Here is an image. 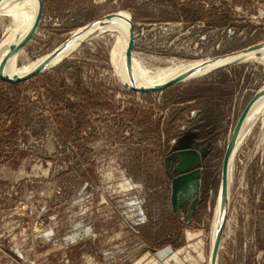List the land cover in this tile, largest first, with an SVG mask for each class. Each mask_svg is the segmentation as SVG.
Listing matches in <instances>:
<instances>
[{
	"label": "rangeland",
	"instance_id": "374dc122",
	"mask_svg": "<svg viewBox=\"0 0 264 264\" xmlns=\"http://www.w3.org/2000/svg\"><path fill=\"white\" fill-rule=\"evenodd\" d=\"M118 12L133 19L130 53L155 73L264 42V0H40L38 25L14 66L51 55ZM15 24L0 18V44ZM112 44L106 33L40 74L0 80V264H210L223 159L264 87V62L148 92L115 74ZM244 140L218 264H264V113ZM174 145L200 160L210 151L177 211L179 162L167 161ZM198 196L191 217L188 202Z\"/></svg>",
	"mask_w": 264,
	"mask_h": 264
},
{
	"label": "bare ground",
	"instance_id": "6f19581e",
	"mask_svg": "<svg viewBox=\"0 0 264 264\" xmlns=\"http://www.w3.org/2000/svg\"><path fill=\"white\" fill-rule=\"evenodd\" d=\"M40 13V0H0V18L4 15L10 16L15 26H8L5 30L6 39L3 41V45L0 48V61L7 57V64L5 74L7 76H20L23 77L26 74L37 69L38 74L51 69L53 66L61 63L63 60L68 59L75 52H77L83 45L88 43L92 39L102 37L106 33L113 35L112 44V59L115 74L121 80V82L128 88L146 91L143 88H159L166 86L172 81L179 78H184L183 83H187L193 80H197L209 73L217 71L218 68H226L235 64L244 63L250 60H260L264 62V48L259 51H239L220 56L211 60H205L198 63H178L172 68L165 70L164 72H151L146 68L140 60L135 58L128 49L129 41L132 35V29L130 33V23L128 12H122L124 18H118L116 14L104 18L103 20L86 27L83 30L77 31L71 35L66 44L57 48L51 55L28 65L25 68L15 67L14 62L11 61L18 51L24 46L33 34L36 26L38 25V18ZM37 18V24L34 27L35 19ZM34 27V28H33ZM20 28V29H18ZM115 33L113 32V30ZM15 30L17 32L14 36L8 34ZM9 35V38H8ZM28 38V39H26ZM115 38V39H114ZM26 40V41H25ZM9 70V71H8ZM154 70V69H153ZM16 72V73H12ZM151 92V91H149ZM154 92V91H153ZM157 92V91H155ZM159 92V91H158ZM157 92V93H158ZM162 92V91H160ZM264 113V87L255 95L250 104L246 107L242 113L234 131L231 136L230 142L233 139L229 164L226 174V184L222 183L221 195L216 208V214L212 227V253L210 264H212L214 252L217 242L220 240L219 254L217 264L219 261V255L222 244L223 230L225 225V218L228 210L229 203V188L232 182L233 176V161L234 156L242 143V141L252 131L257 119ZM245 141V140H244ZM182 142V141H181ZM229 142V143H230ZM180 143V142H179ZM243 144V143H242ZM182 145V144H180ZM229 146V145H228ZM205 153V152H204ZM183 168H186L190 163H196L200 160V156L196 152H189L184 154ZM127 183V182H126ZM125 183V184H126ZM127 183L125 187H130ZM224 186V187H223Z\"/></svg>",
	"mask_w": 264,
	"mask_h": 264
},
{
	"label": "water",
	"instance_id": "95a60500",
	"mask_svg": "<svg viewBox=\"0 0 264 264\" xmlns=\"http://www.w3.org/2000/svg\"><path fill=\"white\" fill-rule=\"evenodd\" d=\"M128 14H129V18H127V19H128V21L130 23V33H131V29H132V16H131L130 13H128ZM116 15H117L118 18H124L125 17L124 15L120 14L119 12ZM36 21H37V18L35 19L34 27L37 24ZM26 39H28V38H26ZM263 48H264V42L259 43V44L254 45V46H251V47H248V48L244 49V51H259V50H261ZM6 64H7V57L3 58V60L0 61V80H2V81L14 82V81L21 80V79H26V78H29L31 76H34V75H37L38 74L37 69H35L34 71L26 74L23 77H20V76H12V77H10V76H7L5 74ZM219 69H221V68H218L217 70H219ZM183 79L184 78H179V79H177L175 81L170 82L166 86L159 87V88H156V89H154V88H143V89H146V91H148V92L149 91H151V92H153V91L154 92L155 91L158 92L159 91L160 92V91H164L168 87H171V86L180 84L183 81ZM235 131H234V133H236ZM233 139H234V137L232 138L231 142L229 143V146H228V149H227V152H226V156H225V160H224V164H223V180H222V183H223L224 186L226 184V174H227V169H228V164H229V157H230V152H231V147H232ZM188 147L189 146H186V147H184V146L176 147L174 145L173 148H172V154H171L170 158L167 159V161H169L170 159H173V157L175 156L177 158L178 162H179L178 165L175 168V171L179 175L177 177H175L173 179V181H172L171 204H172V207H173V209L175 211H177L179 209L180 205L182 204V203H180V199L178 198V196H179V193L184 189V186L187 183H190V181H193L194 179H199L200 178V172L201 171L199 169H196V168L203 163V159L205 158L204 155H203L202 158H201V160L198 161L196 164H190L185 169L184 168L183 169H180V164H181V158H182V156L184 155L185 152H187V151L190 150V149H188ZM207 153H208V150H207L206 154ZM198 201H199V198L197 197L193 201L192 206L190 207V216L191 217H192V215L194 213V210L197 207ZM220 240H221V238L219 237V240L217 242L216 249H215V252H214L212 264H217V259H218V254H219V247H220Z\"/></svg>",
	"mask_w": 264,
	"mask_h": 264
},
{
	"label": "flooded vegetation",
	"instance_id": "af4514ba",
	"mask_svg": "<svg viewBox=\"0 0 264 264\" xmlns=\"http://www.w3.org/2000/svg\"><path fill=\"white\" fill-rule=\"evenodd\" d=\"M18 29H20V28H18ZM14 31H15V30H13L12 32H9V33H10V36L13 35V34L15 35L19 30H17V32L13 33ZM5 33H7V32H5ZM9 33H8V34H9ZM14 35H13V36H14ZM8 38H9V35H8ZM2 45H3V44H0V48L2 47ZM11 61H13V57H12V59H10V62H11ZM8 71H9V70H8ZM12 73H16V72H12ZM234 129H235V128H234ZM231 133H232V131H231ZM230 135H231V134H230ZM227 149H228V148H227ZM226 151H227V150H226ZM203 152H204V150H203ZM209 152H210V151H209ZM209 152L206 154V156L209 154ZM225 155H226V153H225ZM225 155H224V156H225ZM206 156H205V158H206ZM205 158H204V159H205ZM204 159H203V165L205 166ZM192 164H193V163H192ZM223 164H224V159H223ZM222 169H223V168H222ZM203 171H204V170H203ZM198 198H199V201H198V202H200V200H201L200 198H201V197L198 196ZM194 200H195V199L190 200V201L188 202V203H189V207L192 206V203H193ZM197 207H198V204H197ZM197 207H196V208H197ZM189 210H190V209H189ZM195 210H196V209H195ZM195 210H194V211H195Z\"/></svg>",
	"mask_w": 264,
	"mask_h": 264
}]
</instances>
